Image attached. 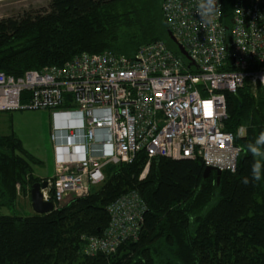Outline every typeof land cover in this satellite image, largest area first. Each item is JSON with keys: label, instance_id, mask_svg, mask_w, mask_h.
Here are the masks:
<instances>
[{"label": "trees", "instance_id": "1", "mask_svg": "<svg viewBox=\"0 0 264 264\" xmlns=\"http://www.w3.org/2000/svg\"><path fill=\"white\" fill-rule=\"evenodd\" d=\"M222 2L230 16L233 0ZM162 3L51 0L36 14L0 19V71L18 77L84 52L130 56L157 40L179 54ZM227 105L226 128L242 146L236 172L224 171L218 181L215 172L204 177L201 158L153 157L140 179L149 159L140 151L131 163L108 165L104 182L87 196L49 213L0 215V264H264V155L254 157L248 147L264 132V99L245 85L227 94ZM256 147L264 153V145ZM256 161L258 181L252 179ZM33 164L39 159L16 132L0 134V205L14 204L20 191L42 180ZM130 190L147 206L139 238L115 253L86 254V237L104 232L108 205Z\"/></svg>", "mask_w": 264, "mask_h": 264}, {"label": "built area", "instance_id": "2", "mask_svg": "<svg viewBox=\"0 0 264 264\" xmlns=\"http://www.w3.org/2000/svg\"><path fill=\"white\" fill-rule=\"evenodd\" d=\"M200 0H163L162 11L179 50L164 40L141 45L133 55L80 53L62 66L0 71V111L50 110L55 170L43 189L61 206L106 178L110 164L149 157L201 158L205 167L236 172L242 146L227 130V94L248 85L264 99V0H233L231 15L222 0L207 21ZM211 115H206L205 105ZM245 126L239 127L244 135ZM214 171V172H215ZM147 210L137 190L110 203L109 225L86 237V254L115 253L137 240Z\"/></svg>", "mask_w": 264, "mask_h": 264}, {"label": "rangeland", "instance_id": "3", "mask_svg": "<svg viewBox=\"0 0 264 264\" xmlns=\"http://www.w3.org/2000/svg\"><path fill=\"white\" fill-rule=\"evenodd\" d=\"M50 1L0 0V19L17 17L25 12L36 14L47 8ZM48 111L38 109L0 111V134H8L10 130L17 133L23 140L24 146L27 147L25 148L29 149L28 151L39 159L40 164H33V171L42 180L52 176L55 170L52 146L49 142ZM46 112H48L47 115ZM100 185L90 187L81 196L89 195L91 191L98 189ZM75 197L67 198L61 203V206L68 204ZM34 213L30 190L25 193L20 191L15 203L12 205H0V215L30 216Z\"/></svg>", "mask_w": 264, "mask_h": 264}, {"label": "water", "instance_id": "4", "mask_svg": "<svg viewBox=\"0 0 264 264\" xmlns=\"http://www.w3.org/2000/svg\"><path fill=\"white\" fill-rule=\"evenodd\" d=\"M169 36L171 37L172 40L175 41V37L173 36L171 31H169ZM179 50L183 55L188 56V53L186 52V50L182 45H179ZM214 171L215 170L213 169V167L210 166L205 167L204 177L205 178L209 177ZM215 173L217 175V180L220 181L223 172L220 170H216ZM47 186H48L47 179L36 181L31 186L30 189L31 202L36 213L44 214V213L52 212L53 210L56 209L53 201L45 200L43 197L42 190L47 188Z\"/></svg>", "mask_w": 264, "mask_h": 264}, {"label": "clouds", "instance_id": "5", "mask_svg": "<svg viewBox=\"0 0 264 264\" xmlns=\"http://www.w3.org/2000/svg\"><path fill=\"white\" fill-rule=\"evenodd\" d=\"M216 11V0H200L197 7V12L202 17L203 21H207ZM256 145H264V132H262L257 138L255 145L249 144L248 146L254 157L264 155V153H261L260 148L256 147ZM260 178L261 165L258 161H256L252 166V179L258 181L260 180ZM243 182L245 184L249 183L248 178L245 177Z\"/></svg>", "mask_w": 264, "mask_h": 264}, {"label": "crops", "instance_id": "6", "mask_svg": "<svg viewBox=\"0 0 264 264\" xmlns=\"http://www.w3.org/2000/svg\"><path fill=\"white\" fill-rule=\"evenodd\" d=\"M47 111V110H46ZM49 112V142H50V144H51V146H52V155H53V159H54V157H55V151H54V144H53V141H52V139H51V133H52V131H53V128H54V126H55V124H56V119L54 118V114L49 110L48 111ZM48 112H46V115L48 114ZM10 132H11V130H10ZM9 132V133H10ZM23 141V140H22ZM24 143V142H23ZM25 145V144H24ZM26 147V146H25ZM27 148V147H26ZM42 148V147H41ZM29 150V149H28Z\"/></svg>", "mask_w": 264, "mask_h": 264}, {"label": "snow or ice", "instance_id": "7", "mask_svg": "<svg viewBox=\"0 0 264 264\" xmlns=\"http://www.w3.org/2000/svg\"><path fill=\"white\" fill-rule=\"evenodd\" d=\"M211 106L210 105H205V109H206V115H211V111H210Z\"/></svg>", "mask_w": 264, "mask_h": 264}]
</instances>
